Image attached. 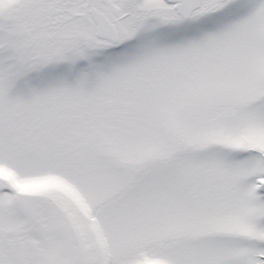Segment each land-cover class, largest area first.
<instances>
[{
	"label": "snow or ice",
	"instance_id": "6c2138e0",
	"mask_svg": "<svg viewBox=\"0 0 264 264\" xmlns=\"http://www.w3.org/2000/svg\"><path fill=\"white\" fill-rule=\"evenodd\" d=\"M0 264H264V0H0Z\"/></svg>",
	"mask_w": 264,
	"mask_h": 264
}]
</instances>
